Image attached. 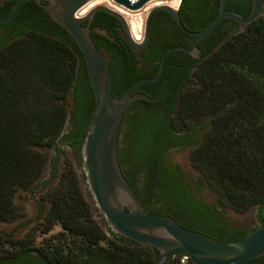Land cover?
<instances>
[{
  "label": "trees",
  "instance_id": "1",
  "mask_svg": "<svg viewBox=\"0 0 264 264\" xmlns=\"http://www.w3.org/2000/svg\"><path fill=\"white\" fill-rule=\"evenodd\" d=\"M14 2L0 5V16ZM218 3L180 0L177 12L182 26L201 31L216 17ZM237 3L251 9V0H227L226 9L234 12L231 7ZM249 12L240 14L247 17ZM167 16L163 10L152 14L142 49L107 39L101 47L95 43L106 59L114 97L122 96L136 80L154 77L162 53L182 45L178 34L183 33L176 25V29L154 25ZM226 22L230 28L224 30ZM239 26L222 20L200 40L201 53L191 60L192 71H186L179 59L172 71L170 57L183 54H167L161 77L135 88L147 99L133 101L125 111V146L117 145L121 173L132 189L140 183L145 198L160 204L147 209L149 213L182 217L198 232L222 242L238 240L264 223V17L258 15L237 32ZM93 108L76 43L40 5L26 2L11 21L0 25V223L24 216L15 203L17 193L34 194L48 165L51 171L40 195L43 214L33 231L15 240L0 230V264H151L155 260L153 247L118 237L98 223L81 173L60 149L67 146L80 167L84 128ZM68 120L70 130L62 134ZM180 148L190 149L188 162L195 179L165 161L169 150ZM205 193L211 203L204 200ZM221 208L238 214L256 208L257 224L244 228L231 223ZM55 227L59 230L50 233ZM36 232L50 233L39 247L33 245ZM243 264H264V255Z\"/></svg>",
  "mask_w": 264,
  "mask_h": 264
},
{
  "label": "water",
  "instance_id": "2",
  "mask_svg": "<svg viewBox=\"0 0 264 264\" xmlns=\"http://www.w3.org/2000/svg\"><path fill=\"white\" fill-rule=\"evenodd\" d=\"M6 1L9 0H0V5ZM14 1L10 11L0 16V25L11 21L26 2L35 1L54 23L70 35L82 55L94 99V108L84 130L79 171L93 206L103 219L106 228L118 237L153 247L157 251V256L151 264H167L173 257L181 254L188 255L190 264H243L263 256L264 223L238 240L222 242L183 227L179 221L170 216L151 214L122 175L117 160L119 130L125 111L133 101L147 99L142 93H133L134 88L141 83L157 81L164 69L165 56L170 52L180 51L193 58H199L201 50L196 43L210 35L222 20H231L240 26L250 24L259 15L261 0H251V9L247 17L227 11L226 0H219L216 17L199 32L187 31L181 24L177 10L166 5L156 6L145 17L143 39L140 44L134 43L131 39L124 18L104 6L92 8L81 18L74 17L76 11L90 0ZM41 1L46 3L42 4ZM113 1L130 11H136L148 0H138L134 4H129L127 0ZM159 10L168 13L178 28L191 37L189 45L166 49L162 53L154 77L139 79L122 96L114 97L106 59L96 48L89 27L83 26L82 23L86 20L90 21L96 12L108 14L122 26L127 43L131 47L142 48L148 42L150 18ZM96 31L110 41H114L105 30Z\"/></svg>",
  "mask_w": 264,
  "mask_h": 264
},
{
  "label": "rangeland",
  "instance_id": "3",
  "mask_svg": "<svg viewBox=\"0 0 264 264\" xmlns=\"http://www.w3.org/2000/svg\"><path fill=\"white\" fill-rule=\"evenodd\" d=\"M163 2H175V0H161L160 3ZM86 12V8H82L79 13L77 14V16L83 15ZM126 15V13H125ZM259 15L261 17H264V3L261 6ZM144 20V19H143ZM243 29V26H239L237 28V32L241 31ZM233 32H231L230 34H232ZM71 107H69L70 110ZM69 120L65 123L63 130H62V134L66 133L68 131L69 128ZM126 138V135L123 133L122 139L121 141H124ZM60 149L62 151H64L66 153V155L68 156L69 159L72 160V162L74 163L77 173L80 174L79 168H78V163L77 160L74 156V154L72 153V151L65 145H61ZM189 152L190 149L189 148H180V149H171L169 150L166 155H165V161L167 163H171V164H175L178 165L184 172H186L187 174H189L191 176V178L195 179L196 175L195 173L192 171V169L189 166V162H188V156H189ZM48 155L51 157L53 155V151H47ZM50 167L49 165L45 168L42 177L40 178V180L38 181V187L37 190L34 194H30V193H26V192H19L17 193L16 197H15V203L20 205L23 208L24 211V216L13 223H0V230L4 231L8 234H11V237L15 240H20L24 237H26V235H29L35 225L37 224L38 220L40 219L41 215L43 214V212L40 214V206H41V202H40V195L44 192V189H46V187L43 185V183L45 181H47L50 178ZM82 181H84V179H82ZM204 200L208 203L212 202V198L209 194L205 193L204 194ZM88 199L91 200V198L88 197ZM221 211L224 212L225 216L229 219V221L231 223H235L239 226H242L244 228H249L252 226H255L254 223V217L256 215V208H250L248 211H246L245 213L242 214H238L235 213L229 209H222ZM97 212L95 210H93V216L95 217V219L98 221V223L103 227V219L102 218H98L96 216ZM40 215V216H39ZM59 228L55 227L50 233H55L56 231H58ZM50 233H48L47 235H49ZM47 235H43L39 232L35 233V236L33 238V245L35 247H39L42 245V241L44 239V237H46Z\"/></svg>",
  "mask_w": 264,
  "mask_h": 264
},
{
  "label": "flooded vegetation",
  "instance_id": "4",
  "mask_svg": "<svg viewBox=\"0 0 264 264\" xmlns=\"http://www.w3.org/2000/svg\"><path fill=\"white\" fill-rule=\"evenodd\" d=\"M263 3H264V0H261V6H262ZM162 4L167 5L169 7H173L175 2H172V3L163 2ZM226 4H227V0H226ZM226 4H225V9H226ZM212 5H213V3L211 2L209 4V7L211 8ZM231 8H232V10H234V12H237L238 14H240L242 12H245L247 10H250L249 6L247 4H244V3H237L234 7H231ZM78 13L79 12H77V14ZM96 13H102V14L99 16V18H97L96 17ZM96 13L93 15V17H92V19L90 21L86 20V21H84L82 23L83 26H88L89 27L90 36H91L94 44L96 43V44H98L99 47H101V45L104 43L105 39L109 40L105 36L100 35V34L97 33L96 30L99 29V30H105L109 36H112L114 38V41H111V42H116L118 45L126 44V45L130 46L127 43L126 36H125V33H124L123 29H122V26L120 25V23L115 18H113L112 16H110L108 14H105L103 12H96ZM77 14H76V16H77ZM81 16L82 15H80L78 17H81ZM123 17H124V19L126 21V24H127L128 29H129V33H130L131 38L133 40H135V41L140 40L141 34H142V25L143 24L141 23L142 18H140L141 16H140L139 12H129V13H126V15L123 14ZM178 17H179V15H178ZM182 18H183L182 21L184 20L186 22L187 19H186V17L184 15H182ZM150 21H151V18H150ZM150 21H149V26H150ZM154 23H155L154 24L155 26L165 25L167 27H171L172 29H176V27L178 28L177 24L175 23V21L173 20V18L170 15L167 16L165 19L160 20L159 22H154ZM175 25H176V27H174ZM222 27L224 28V30H227L228 28H230V23L226 22V23L223 24ZM178 30H180V29L178 28ZM191 32H193V31H191ZM182 33H183L182 35L178 34L179 40L182 43L181 46L182 47H187L189 45L191 37L189 35L185 34L184 32H182ZM197 43H196V46H197ZM144 47H142V48H144ZM132 48L134 50L142 49V48H134V47H132ZM101 51H102V48H101ZM178 52H180V51H178ZM181 53L183 55H178V56H173L172 55L170 57V62L171 63H169V64L172 65V71H174L177 68V66H176L177 63L176 62L178 61V59H179V62H180V63L179 62L178 63L179 64L182 63L183 67H184V69L186 71L191 70V64H192L191 60L194 59V58L189 56L188 54L183 53V52H181ZM105 56H106V54H105ZM166 56H165V58H166ZM179 64H178V66H179ZM164 68H165V63H164ZM163 71H164V69H163ZM138 80H136V81H138ZM141 84H143V83H141ZM135 88L133 90V93H136L135 92ZM69 130H70V125H69V128H68V131ZM122 136H123V126H122V122H121L120 130H119V138H118V146L119 147L122 146V144H124V146H125L124 141H121ZM126 152H127V154H130L128 149L126 150ZM134 190H135L137 196L139 197L140 201L142 202V204H144V206H146V208L148 210H154L155 207H158L160 205L159 202H155L153 199H150L149 197L145 198V195H144V192H143V187L141 186L140 183H138V186L136 188H134ZM168 216H171V215H168ZM176 220H178L181 223H184V225L187 228H189V229H193V230H196V231L199 229L196 226L190 225L189 223H187L185 221V219L182 218V217H177ZM254 223L256 225L257 221H254ZM103 228L107 231V228L104 225V223H103Z\"/></svg>",
  "mask_w": 264,
  "mask_h": 264
},
{
  "label": "built area",
  "instance_id": "5",
  "mask_svg": "<svg viewBox=\"0 0 264 264\" xmlns=\"http://www.w3.org/2000/svg\"><path fill=\"white\" fill-rule=\"evenodd\" d=\"M138 0H127V2L129 4H134L135 2H137ZM161 0H148L147 2H145L141 8H139L136 11H130L127 8H125L124 6L116 3L113 0H90L89 2H87L86 4H84L81 8H86V12L81 16L83 17L84 15H86L92 8L96 7V6H104L106 8H108L111 11H114L118 14H120L123 17V14L125 13H129V12H139L140 14V18H142L141 23L144 25V20L145 17L147 15V13L154 7L156 6H160V5H164L162 3H160ZM180 0H175V4L173 5V7H170L174 10L178 9V5H179ZM167 6V5H166ZM79 8L76 13L81 9ZM76 13L74 14V17L76 18H81L76 16ZM124 18V17H123ZM144 19V20H143ZM125 20V19H124ZM143 25H142V34H141V38L138 41L133 40L134 43L136 44H140L142 42L143 39ZM129 30V29H128ZM130 34V33H129ZM131 37V36H130ZM171 261H174L176 264H186L189 262V258L188 255L186 254H181L178 256H175L172 258Z\"/></svg>",
  "mask_w": 264,
  "mask_h": 264
},
{
  "label": "bare ground",
  "instance_id": "6",
  "mask_svg": "<svg viewBox=\"0 0 264 264\" xmlns=\"http://www.w3.org/2000/svg\"><path fill=\"white\" fill-rule=\"evenodd\" d=\"M81 9H82V8H81ZM81 9H80V10H81ZM80 10H79V11H80ZM79 11H78V12H79ZM76 14H77V13H76Z\"/></svg>",
  "mask_w": 264,
  "mask_h": 264
}]
</instances>
